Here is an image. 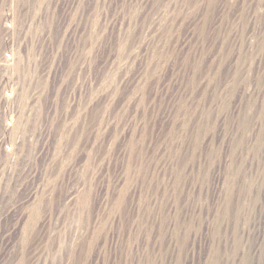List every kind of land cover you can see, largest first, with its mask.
<instances>
[{"label": "rangeland", "instance_id": "1", "mask_svg": "<svg viewBox=\"0 0 264 264\" xmlns=\"http://www.w3.org/2000/svg\"><path fill=\"white\" fill-rule=\"evenodd\" d=\"M240 6L0 0L28 30L0 54L37 69L3 77L36 99L2 109L0 264H264V12Z\"/></svg>", "mask_w": 264, "mask_h": 264}, {"label": "built area", "instance_id": "2", "mask_svg": "<svg viewBox=\"0 0 264 264\" xmlns=\"http://www.w3.org/2000/svg\"><path fill=\"white\" fill-rule=\"evenodd\" d=\"M10 3V7H13L14 0H7ZM241 11L245 12L246 19L250 20L254 18L257 12H264V0H240ZM1 9V7H0ZM250 16V17H249ZM28 30L22 29L21 26H17L11 22H0V43H9L13 39L18 38L20 34H27ZM30 34H36L34 33ZM21 67L18 69L17 67ZM35 64L21 63L19 58L13 52L6 54H0V170L2 161V149L1 141L4 136H9L13 132V120L8 117L3 120L2 109L12 108H33L35 106V94H27L26 96L19 95V89L17 86L3 85V77L8 76H20V75H33L37 69Z\"/></svg>", "mask_w": 264, "mask_h": 264}]
</instances>
